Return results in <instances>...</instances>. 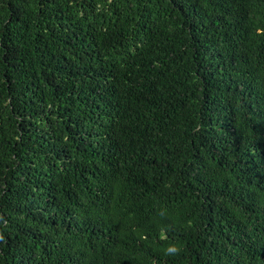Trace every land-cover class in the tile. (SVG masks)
Listing matches in <instances>:
<instances>
[{"label": "trees", "instance_id": "16d2710c", "mask_svg": "<svg viewBox=\"0 0 264 264\" xmlns=\"http://www.w3.org/2000/svg\"><path fill=\"white\" fill-rule=\"evenodd\" d=\"M0 264H264V0H0Z\"/></svg>", "mask_w": 264, "mask_h": 264}]
</instances>
